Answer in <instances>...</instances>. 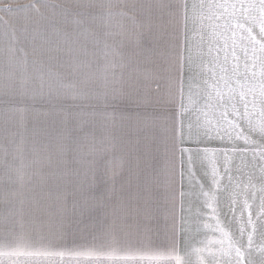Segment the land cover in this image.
Listing matches in <instances>:
<instances>
[{"label": "snow or ice", "instance_id": "snow-or-ice-1", "mask_svg": "<svg viewBox=\"0 0 264 264\" xmlns=\"http://www.w3.org/2000/svg\"><path fill=\"white\" fill-rule=\"evenodd\" d=\"M0 264H264V0H0Z\"/></svg>", "mask_w": 264, "mask_h": 264}, {"label": "rangeland", "instance_id": "rangeland-1", "mask_svg": "<svg viewBox=\"0 0 264 264\" xmlns=\"http://www.w3.org/2000/svg\"><path fill=\"white\" fill-rule=\"evenodd\" d=\"M30 2H31V0H16V3L20 4L21 6L28 4Z\"/></svg>", "mask_w": 264, "mask_h": 264}, {"label": "crops", "instance_id": "crops-1", "mask_svg": "<svg viewBox=\"0 0 264 264\" xmlns=\"http://www.w3.org/2000/svg\"><path fill=\"white\" fill-rule=\"evenodd\" d=\"M197 169H198V172H199V164L197 165ZM185 190H187V189H185ZM185 205H187V198H185Z\"/></svg>", "mask_w": 264, "mask_h": 264}]
</instances>
